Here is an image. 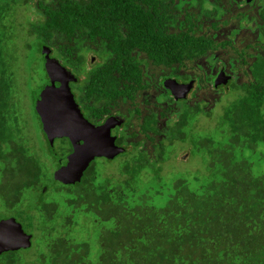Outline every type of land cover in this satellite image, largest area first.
Here are the masks:
<instances>
[{"label": "trees", "instance_id": "trees-1", "mask_svg": "<svg viewBox=\"0 0 264 264\" xmlns=\"http://www.w3.org/2000/svg\"><path fill=\"white\" fill-rule=\"evenodd\" d=\"M19 2L30 6L28 34L36 36L41 60L43 50L49 49L50 58L77 74L86 107L89 98L102 96L103 106L121 100L130 107L141 100L147 104L154 91L151 79L153 85L164 78L195 81L191 97L177 109L163 102H173L170 96L157 92L153 103L158 121L179 116L163 121L164 130L158 124L157 144L154 138L151 144L158 164L168 160L162 151L174 141L188 143L192 155H203L204 174L170 184L157 178L152 188L141 190L136 179L148 163L143 154L144 163L133 167L136 173L116 185L106 181L93 187L92 166L79 184L62 185L69 207L76 199L78 211L96 214L95 258L87 242L37 227L33 217L38 213L49 219L54 210L42 198L47 192L36 179L40 161L29 156L15 97L17 59L7 49L15 19L8 20V15ZM240 19L231 0H0V203L9 211L0 220L14 218L31 236V247L2 254L0 264H21L19 253L29 251L38 235L46 238L48 264H264V31L258 42L242 47L218 37ZM260 21L263 25L264 11ZM89 55L97 63L87 68ZM230 58L235 61L227 74L233 78L224 91L235 93L234 100L222 108L214 134L194 138V121L211 115L197 95L216 91L212 82L220 64L225 59L231 63ZM201 60L208 64L205 70ZM46 81L44 70L42 86ZM35 116L58 169L55 153L66 151L50 146ZM60 142L69 148L67 140ZM28 189L42 192L41 197L19 208Z\"/></svg>", "mask_w": 264, "mask_h": 264}, {"label": "rangeland", "instance_id": "rangeland-1", "mask_svg": "<svg viewBox=\"0 0 264 264\" xmlns=\"http://www.w3.org/2000/svg\"><path fill=\"white\" fill-rule=\"evenodd\" d=\"M18 4L19 5H17L8 15V20L15 19V22L13 21L14 29L11 31L12 39L10 40L7 49L9 53L15 54L17 59L14 66V89L22 125V138L31 149L29 156H33L40 161L39 164L41 171L38 173L39 175L36 179L40 181V186L48 187L47 194L42 198L44 199V202L55 207V214H53L50 219L44 218L42 220L38 216V213H34L35 216L33 217L37 222V227H42V229L48 230L51 228L57 229V232H64L67 238L70 237L75 241L87 242L89 244L91 254L94 255L97 251L98 243L96 240L97 234L95 229V223L97 221L96 214L93 212H86L84 210L78 211L79 209H77L72 215L70 207L67 206L64 201L67 197V189H65V187L63 188L59 181H54V173L57 168L54 165V160L46 151L47 149L45 143L42 140L40 127L35 116V106L33 105L31 96L32 90L34 89L37 91L44 82V63L41 60V54L37 51L39 42L36 36L28 34V23L32 17L30 6L21 5L20 2ZM36 18L37 17L34 19ZM241 36H244V34L238 35L237 37L233 35V37L231 36L230 38L234 40L235 44L243 45L245 41L241 39ZM91 56L92 55H89L88 58L90 59ZM228 58L229 57H226V59ZM226 59L225 69L229 68L235 61V58H230L229 62L231 63H228ZM198 63H200L204 70L208 67V64L206 62L204 63L202 60ZM212 73L213 72L211 71L209 72V74ZM241 80L244 79L241 78ZM240 82V80L235 81L236 84ZM225 89L226 88H222L219 92H212L208 89L197 95V98L202 101L201 106L204 112L211 115L208 117L201 115L200 119L197 118V120L194 121V125L191 127L193 131L192 136L194 138L200 135H212L216 131V121L218 120L219 115L223 112L222 108L232 102L236 95L235 93L225 92ZM196 100L193 102V105ZM162 126L163 125L161 123V127ZM162 139L166 145V138L162 137ZM143 152L148 154V157L144 154V157L148 159V163L144 167V170L138 173L136 179L138 186L141 187V190L144 188H152L154 181L157 178H159L162 183L170 184L176 179H180L182 177L191 179L194 176L204 174L205 172L203 155L198 153L196 155H192V151L188 143L174 141L173 145L166 147L164 151H162V156L168 160L158 164L157 162L160 161V158L157 157V161H155L154 158L156 156L153 155L156 154V152L152 153V150L150 149ZM128 155L129 154H124L119 159L112 162L99 160V162L93 166L90 171L94 174L93 176H95L92 178L93 187L96 188L99 185H103L107 180L110 182V185H116L122 181L130 179V177L136 172H133V167L131 169L128 168L124 170L125 160L128 159ZM143 163L144 161L141 162V164ZM158 166H160V173L157 168ZM157 173H159V177H157ZM106 183L109 184L108 182ZM41 193L42 192L37 190L34 191L33 189L24 191V194L22 195L24 201L20 202L19 208L35 204L37 199L41 197ZM8 213V208L0 203V216H6ZM20 221L22 224L26 223V221H23L22 219H20ZM66 221L68 225H65L68 228L64 225ZM63 225L65 227H63ZM45 239L46 238L41 235L36 236V240H34L32 248L29 251H22L19 253L22 258L21 264H48V257H45L47 255V251L43 241ZM93 257L95 258V255Z\"/></svg>", "mask_w": 264, "mask_h": 264}, {"label": "water", "instance_id": "water-1", "mask_svg": "<svg viewBox=\"0 0 264 264\" xmlns=\"http://www.w3.org/2000/svg\"><path fill=\"white\" fill-rule=\"evenodd\" d=\"M42 54L47 81L35 92V112L50 146L55 139H66L72 148L71 153L59 160L55 179L65 185H77L95 158L111 159L123 149L115 146L108 122L95 127L84 119L70 89V83L76 81L71 72L59 61L50 58L49 49H44ZM230 80L231 77L221 73L213 81V87L224 86ZM192 86L193 81L178 84L168 79L163 83L164 89L175 100L185 99ZM29 247L31 236L14 218L0 220V257L4 253Z\"/></svg>", "mask_w": 264, "mask_h": 264}, {"label": "flooded vegetation", "instance_id": "flooded-vegetation-1", "mask_svg": "<svg viewBox=\"0 0 264 264\" xmlns=\"http://www.w3.org/2000/svg\"><path fill=\"white\" fill-rule=\"evenodd\" d=\"M231 1H232V4L237 8L238 14L241 16V19L239 20L238 24L231 25L228 28V30L225 31L226 33L225 32L219 33L218 37L223 38V39L224 38L231 39L230 37L231 36L233 37V35L237 37L238 35L244 34V36H241L242 37L241 39L245 41V43L243 45L237 44L240 47L245 46L246 44H249V43L252 44L255 41L258 42L259 41L258 38L261 37L264 31V24L262 25L260 21L261 12L264 11V0H231ZM96 63H97V60L95 59V57L91 56L87 62L86 67L90 68L94 66V64ZM220 66H221L220 70L215 76H219L221 73H224L225 75L231 77V80L229 81L228 84L224 86H219L217 88L213 87V82H212V87L213 89L216 90L215 92H219L221 88H228V85L231 83L232 78H233L232 75L227 74L230 68H227L228 69L227 70L225 69V65L220 64ZM73 74L72 75L74 76L76 81L70 83V89L73 94L75 103L80 109V112L82 113L84 119H86L91 125L95 127L101 126L104 123L108 122L110 125V136L114 138L115 146L117 148L123 149V152L119 153L118 155H116L115 157L111 159L105 158V157L95 158L89 165L92 167L95 166L99 162V160L112 162V161H115L116 159H119L124 154H129L128 159L125 160L124 170L128 168L131 169L135 165H140L141 162L143 161L141 159L143 154H145L148 157V154L144 153L143 151H148L149 149L153 150L151 139L154 138L155 139L154 144L155 145L157 144L155 130L158 129V124H160V129L164 130L165 129L164 125L166 124V122L163 123V121L165 120L168 121L169 119L172 120L179 116L177 114H174L172 116H168L167 119L165 118V119H161L158 121V115L156 114L157 109H156L155 104L153 103V101H155V99L157 98V88H158V92L162 93L163 96L168 95L173 99V102H171L169 98H166V99L164 98L163 102L165 103V105L166 106L172 105L173 107H176V109L180 107V104L182 101L184 100L188 101V99L191 97V94L195 88V81L193 80L182 82L179 80V78H164V80L161 83L159 82L160 83L159 85L158 84L153 85V80L151 79L150 84H152L151 86L154 88V91H153V94L151 93V96L149 98L150 100L149 99L146 100L147 104L146 102H143V100L140 99L142 103L139 101V103L137 104L134 103L133 106L131 107L127 106L125 100H121L117 105L115 104L116 102L109 101L108 105L103 106L105 102V97L102 96L100 97L99 100H95V99L92 100V98H89L90 101L88 99L87 107H86L80 101L81 91L78 89V86L82 85V83L79 81V78L76 76L77 74H75L74 72ZM168 79L175 80L178 84H188L190 81H193L192 89L187 94V97L185 99L175 100L171 96L170 92L164 89L163 83L165 80H168ZM137 94L140 96L141 95L140 91H138ZM99 105H102V110L98 112L97 110H98ZM161 123L163 125L162 127H161ZM162 137H164V135H160V138ZM165 138L167 142L166 145H169L170 142L168 141L167 136H165ZM60 140L62 139L54 140L53 142L54 148L57 150H65L66 153L64 155H61V151L59 152V154L55 153V155L59 157L58 162H59V159L67 156L72 151L71 145L68 141L67 142L69 143V148L66 146L65 147L60 146L62 145ZM54 165L56 166V164ZM57 165L59 168V163ZM57 170L58 169H56V171ZM54 181L57 182L56 179ZM107 182L110 183L108 180ZM62 185L63 186H75V185H65V184H62ZM42 191L43 193L48 192V187L47 186L43 187ZM78 203L79 202L76 201L75 199L74 203L70 207L72 215L78 209V206H79ZM65 204L68 206L66 201H65ZM54 209L55 207L53 206V210ZM84 211H86V209H84ZM50 214L52 215L55 214V211L51 212ZM66 220L69 221L68 219ZM67 221L64 223V225L65 224L68 225ZM64 225L63 227L66 226ZM59 235L61 238H66L64 232H61Z\"/></svg>", "mask_w": 264, "mask_h": 264}]
</instances>
